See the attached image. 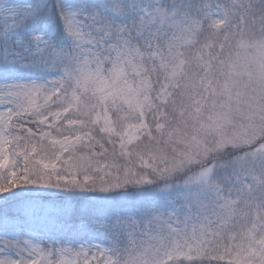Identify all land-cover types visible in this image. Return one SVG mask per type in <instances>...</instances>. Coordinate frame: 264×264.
<instances>
[{
	"label": "snow or ice",
	"instance_id": "1",
	"mask_svg": "<svg viewBox=\"0 0 264 264\" xmlns=\"http://www.w3.org/2000/svg\"><path fill=\"white\" fill-rule=\"evenodd\" d=\"M0 264H264V0H0Z\"/></svg>",
	"mask_w": 264,
	"mask_h": 264
}]
</instances>
